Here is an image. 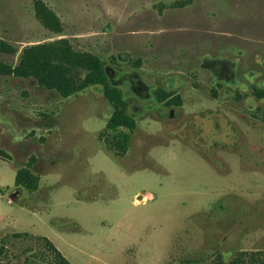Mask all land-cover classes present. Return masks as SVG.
<instances>
[{
  "label": "rangeland",
  "instance_id": "374dc122",
  "mask_svg": "<svg viewBox=\"0 0 264 264\" xmlns=\"http://www.w3.org/2000/svg\"><path fill=\"white\" fill-rule=\"evenodd\" d=\"M62 38L104 63L135 129L115 157L102 86L64 99L0 76V264H51L42 238L70 264L264 252V0H0L2 62Z\"/></svg>",
  "mask_w": 264,
  "mask_h": 264
},
{
  "label": "trees",
  "instance_id": "16d2710c",
  "mask_svg": "<svg viewBox=\"0 0 264 264\" xmlns=\"http://www.w3.org/2000/svg\"><path fill=\"white\" fill-rule=\"evenodd\" d=\"M35 12L37 18L48 29L61 31L59 20L42 2H36ZM15 53L13 46L0 39L1 55ZM0 76L34 80L40 88L54 91L64 99L91 86H102L104 97L113 108V113L105 126L106 131L114 134L113 138L106 142L107 148L118 158L125 153L135 129V119L128 113V104L121 92L108 82L104 63L97 56L74 50L69 41L62 38L24 47L16 65L6 64L0 60ZM255 94L264 98V90H257ZM165 97L163 95L159 98ZM0 156H5L1 150ZM15 186L30 193L35 192L38 189V178L29 169L23 168L15 174ZM21 236L26 237L27 234H15V237ZM42 239L52 256L51 264H70L50 241ZM245 256L244 253L239 254L230 264H264V252L247 255L250 259L248 263L244 261Z\"/></svg>",
  "mask_w": 264,
  "mask_h": 264
},
{
  "label": "flooded vegetation",
  "instance_id": "af4514ba",
  "mask_svg": "<svg viewBox=\"0 0 264 264\" xmlns=\"http://www.w3.org/2000/svg\"><path fill=\"white\" fill-rule=\"evenodd\" d=\"M134 87H135L134 89L141 88V86H139V85L138 86L137 85H134Z\"/></svg>",
  "mask_w": 264,
  "mask_h": 264
},
{
  "label": "water",
  "instance_id": "95a60500",
  "mask_svg": "<svg viewBox=\"0 0 264 264\" xmlns=\"http://www.w3.org/2000/svg\"><path fill=\"white\" fill-rule=\"evenodd\" d=\"M138 199H142L141 196H139Z\"/></svg>",
  "mask_w": 264,
  "mask_h": 264
}]
</instances>
